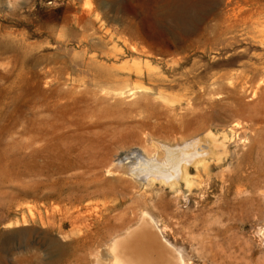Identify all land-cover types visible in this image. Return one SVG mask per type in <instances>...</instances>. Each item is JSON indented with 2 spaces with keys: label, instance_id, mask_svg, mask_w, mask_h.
Masks as SVG:
<instances>
[{
  "label": "rangeland",
  "instance_id": "obj_1",
  "mask_svg": "<svg viewBox=\"0 0 264 264\" xmlns=\"http://www.w3.org/2000/svg\"><path fill=\"white\" fill-rule=\"evenodd\" d=\"M241 3L264 7V0ZM222 6L0 0V264H111L112 242L143 212L184 264H264L260 130L248 117L255 104H244L252 97H239L231 85L249 60L241 56L247 45L264 47V38L240 33L227 50L208 48L199 30ZM158 19L170 28L166 36L156 30ZM137 23L155 39L124 31ZM207 68L205 81L193 78ZM214 90L221 100L213 102ZM204 117L212 134L199 139L228 153L221 161L210 155L206 170L194 168L192 187L139 184L114 167L122 159L133 164L136 154L153 158ZM236 118L245 137L243 128L229 131Z\"/></svg>",
  "mask_w": 264,
  "mask_h": 264
},
{
  "label": "bare ground",
  "instance_id": "obj_2",
  "mask_svg": "<svg viewBox=\"0 0 264 264\" xmlns=\"http://www.w3.org/2000/svg\"><path fill=\"white\" fill-rule=\"evenodd\" d=\"M242 1L243 0H223V6L216 10L214 15L211 16L210 23L199 30L200 36L208 38V48L220 46V50H227L239 42L238 34L240 33L241 36H245L251 40L264 38V7H245L247 5L243 6L241 3ZM246 1L249 2L250 0ZM157 9L154 11L155 18H157L160 13V10ZM156 22L161 24L156 27L157 32L162 36H166V32L170 28H166L161 19H158V21L156 20ZM142 24L143 23H137L134 29L131 28L134 27V25H127L128 27L125 28L124 31L128 30L130 34H133L136 38L144 41L145 43L149 40H154L155 34L153 31L147 29L144 24L142 26ZM207 34H210V36ZM149 46L153 47V43L149 44ZM258 48L264 51L263 46L252 45L251 43L247 45L241 56L245 58L247 57L249 60L241 65L243 70L240 73L232 76V79H234L235 82L231 83V85L234 87L232 91H236L237 93L235 94L239 97H252V99L244 100V104L245 107L255 104V109L252 111L250 110L251 112L249 111L248 117L249 120L255 123V125H259V127L256 128L260 130L258 154H261V156L264 157V53L260 54L255 52V55L249 54L251 50H257ZM199 57L203 59L202 56ZM189 60L190 58H188L186 62ZM208 71L209 68L199 74H195L193 78H199L201 82H203L207 78ZM232 91L230 90L228 92L233 93ZM214 92L219 96L218 98H215L213 102L221 100V93H218L217 90H214ZM193 104L194 98H190L187 101V108H191ZM261 105L263 106L261 107ZM257 106L261 108H257ZM199 124V127L197 126L194 128L196 130L189 129L191 133L188 138H182V141L176 143L174 142L175 144L172 143L163 145L161 149L157 146L158 150L160 149L161 151L159 152L156 150L157 152L153 154L154 156H148L153 158L145 159L143 155L136 154L133 164L130 165L125 163V165L122 163V159L114 165V167L124 170L127 174L136 176L139 184L142 183L143 179H145V182L147 183L158 180L161 183L163 182L171 187H174L177 186L180 181H184L188 187H192L195 184L191 177V171L194 168L196 171L201 169L206 170L210 155L217 157V161H221L222 157L228 153L226 145L220 143L216 144L221 148L217 153H215L209 144L202 142L203 140L199 139L200 135L205 134V136H210L211 132L209 131V128H211L212 125L211 123L209 124L208 119L205 117L199 121ZM190 127L193 128L191 125ZM241 128H243L242 137H245V127L242 124L241 119L236 118L235 123L231 125V129L229 131H239ZM227 130V128L222 129L224 139L228 138L226 133ZM242 137L240 136L241 141ZM126 157L131 158L133 156L127 155ZM153 221V218L148 213L143 212L138 225L129 229L124 235L114 239L109 250L111 264H184L181 255H179L177 251L174 250L173 246L168 244L167 241L160 235L154 225L155 222L153 223Z\"/></svg>",
  "mask_w": 264,
  "mask_h": 264
}]
</instances>
